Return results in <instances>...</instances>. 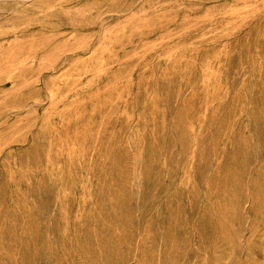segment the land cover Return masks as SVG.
<instances>
[{"label":"rangeland","instance_id":"1","mask_svg":"<svg viewBox=\"0 0 264 264\" xmlns=\"http://www.w3.org/2000/svg\"><path fill=\"white\" fill-rule=\"evenodd\" d=\"M0 264H264V0H0Z\"/></svg>","mask_w":264,"mask_h":264},{"label":"bare ground","instance_id":"2","mask_svg":"<svg viewBox=\"0 0 264 264\" xmlns=\"http://www.w3.org/2000/svg\"><path fill=\"white\" fill-rule=\"evenodd\" d=\"M104 61V60H103ZM10 68V67H9ZM9 71V70H8ZM51 94V93H50ZM52 99V98H51Z\"/></svg>","mask_w":264,"mask_h":264}]
</instances>
